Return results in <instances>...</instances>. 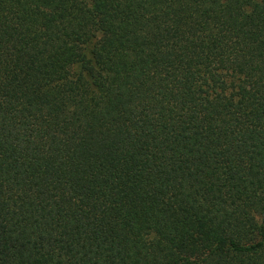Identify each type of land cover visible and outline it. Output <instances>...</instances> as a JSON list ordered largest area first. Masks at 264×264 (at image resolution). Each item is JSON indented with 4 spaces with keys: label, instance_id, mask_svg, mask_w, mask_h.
Instances as JSON below:
<instances>
[{
    "label": "trees",
    "instance_id": "1",
    "mask_svg": "<svg viewBox=\"0 0 264 264\" xmlns=\"http://www.w3.org/2000/svg\"><path fill=\"white\" fill-rule=\"evenodd\" d=\"M0 264H264V0H0Z\"/></svg>",
    "mask_w": 264,
    "mask_h": 264
}]
</instances>
